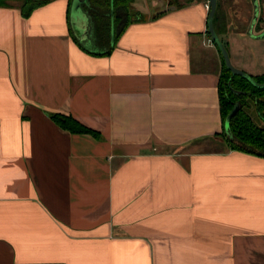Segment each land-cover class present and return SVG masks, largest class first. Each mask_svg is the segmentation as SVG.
Masks as SVG:
<instances>
[{
	"label": "crops",
	"instance_id": "1",
	"mask_svg": "<svg viewBox=\"0 0 264 264\" xmlns=\"http://www.w3.org/2000/svg\"><path fill=\"white\" fill-rule=\"evenodd\" d=\"M251 2L216 0L213 26L254 76L264 0L253 25ZM167 3L135 0L144 19L105 55L75 41L92 47L80 0L77 22L72 0L28 18L0 7V264H264V158L214 136L222 63L208 0Z\"/></svg>",
	"mask_w": 264,
	"mask_h": 264
},
{
	"label": "trees",
	"instance_id": "2",
	"mask_svg": "<svg viewBox=\"0 0 264 264\" xmlns=\"http://www.w3.org/2000/svg\"><path fill=\"white\" fill-rule=\"evenodd\" d=\"M21 1L22 3L18 8L22 16L28 18L35 8L43 6L51 0ZM134 1L80 0V8L86 15L88 22H90L89 37L92 40V47L91 51L88 50L75 38L79 47L85 52L94 55L111 53L123 31L134 21L144 19L143 14L133 8L132 4ZM70 4L71 0H69ZM8 6V0H0V7ZM216 12L217 8L213 15V24L216 20ZM206 34H208L207 31ZM221 63L217 93L223 130L220 134L214 136L219 137L223 141L226 149L264 158V127L257 125L249 114L251 107L256 108L258 115L264 120V101L261 99L264 97V89L254 88L245 78L231 75L222 59ZM251 77L258 83H264V74ZM235 104L239 108L229 118V126L225 131L226 118L234 109ZM51 120L57 127L65 129L72 134H88L99 138L97 131L84 126L70 115L54 113L51 115Z\"/></svg>",
	"mask_w": 264,
	"mask_h": 264
},
{
	"label": "water",
	"instance_id": "3",
	"mask_svg": "<svg viewBox=\"0 0 264 264\" xmlns=\"http://www.w3.org/2000/svg\"><path fill=\"white\" fill-rule=\"evenodd\" d=\"M253 3V7H254V12H253V21H252V25L253 23L256 21L257 17V11H258V2L257 0H251ZM74 7H72V17L74 18L75 22L79 21V16L75 15L77 14L76 12L79 10L78 8H76V4L78 3V0H72ZM208 4H209V9H208V14L206 16V31L208 33V36L211 38V40L213 41L214 45L216 46V48H218V51L220 53L221 59L225 65V67L230 71L231 75L233 76H240L245 78L254 88H258V89H264V83H258L253 77H251L250 75H248L247 73H245L244 71H242L241 69H237L235 68L229 61V56H228V52L226 50V48L223 47V44L221 43L217 33H215L214 30V26H213V15L216 11L217 8V4H216V0H208ZM82 16V15H80ZM84 18V17H82ZM251 30V28H250ZM251 34V31H249ZM238 106L235 104L234 105V109L230 112V114L228 115V117L226 118V123L224 124V129L225 131L228 129L229 126V118L234 115V113L238 110Z\"/></svg>",
	"mask_w": 264,
	"mask_h": 264
},
{
	"label": "rangeland",
	"instance_id": "4",
	"mask_svg": "<svg viewBox=\"0 0 264 264\" xmlns=\"http://www.w3.org/2000/svg\"><path fill=\"white\" fill-rule=\"evenodd\" d=\"M177 2H178V0H174V1L168 0V3H167V4H168L169 6H170V5H171V6L175 5V6L177 7V6H178V5H177ZM21 3H22L21 0H8V4H9V5H15V4H17V5L19 6ZM251 3H252V2H251ZM261 3H263V2H261ZM252 5H253V3H252ZM134 9H135V8H134ZM135 10H136V9H135ZM261 99L264 101V97L261 98ZM249 114H250L252 120L255 121V123H257V125H259V126H261V127H264V121H263L262 118L259 117L256 108L251 107L250 110H249ZM212 147H214V146H212ZM211 149H212V148H211ZM218 149H219V148H218Z\"/></svg>",
	"mask_w": 264,
	"mask_h": 264
},
{
	"label": "built area",
	"instance_id": "5",
	"mask_svg": "<svg viewBox=\"0 0 264 264\" xmlns=\"http://www.w3.org/2000/svg\"><path fill=\"white\" fill-rule=\"evenodd\" d=\"M205 8H206V10L208 11V9H209V4H206V5H205ZM207 41H208V43H209V42H210V43H212V42H213V41L211 40V38H210V37L208 38V40H207Z\"/></svg>",
	"mask_w": 264,
	"mask_h": 264
},
{
	"label": "flooded vegetation",
	"instance_id": "6",
	"mask_svg": "<svg viewBox=\"0 0 264 264\" xmlns=\"http://www.w3.org/2000/svg\"><path fill=\"white\" fill-rule=\"evenodd\" d=\"M90 34V33H89ZM91 39V38H90Z\"/></svg>",
	"mask_w": 264,
	"mask_h": 264
}]
</instances>
